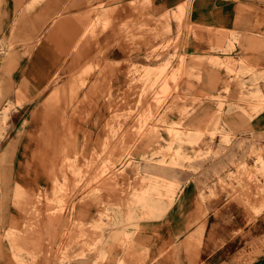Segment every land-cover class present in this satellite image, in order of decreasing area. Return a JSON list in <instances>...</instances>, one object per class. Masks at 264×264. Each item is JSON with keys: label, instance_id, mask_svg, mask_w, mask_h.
<instances>
[{"label": "crops", "instance_id": "1", "mask_svg": "<svg viewBox=\"0 0 264 264\" xmlns=\"http://www.w3.org/2000/svg\"><path fill=\"white\" fill-rule=\"evenodd\" d=\"M131 1L142 0H0V108L10 102L14 108L0 138V264H20L6 236L16 229L23 234L15 245L37 250L33 264H264V206L254 213L259 202L230 195L218 183L239 171L242 157L253 167V147L260 146L264 157V105L252 117L239 112L257 102L239 101L241 89L225 69L205 68L201 81L183 90L185 105L198 97L196 114L187 123L201 131L203 151H215L228 140L223 154L195 164H159L142 160L139 145L133 151L139 164H86L101 142L115 149L121 141L136 139L126 132L132 122L116 133L106 129L111 76L106 65L127 59L117 39L121 22L131 14L141 18L142 8L133 12ZM150 2L148 13L155 19L185 8L184 25L197 26V38L183 32L187 56L207 55V43L233 45L213 54L251 61L264 76V0ZM100 17L111 19L110 25L98 24ZM232 35L237 40L229 41ZM142 56V50L135 51L130 59L143 61ZM96 62L101 63L95 67ZM113 71V86L120 87L124 75ZM259 87L264 96V79ZM221 98L228 111L219 120L220 131L212 133L217 120L211 115ZM161 135L171 139L166 132ZM109 155L110 149L103 157ZM64 157L76 159L72 166L81 178L68 173L62 209L50 200L57 196V182L63 184ZM99 167L101 180L95 181ZM160 184L166 189L159 194ZM95 189L101 190L97 198ZM52 206L61 210L48 215ZM99 220L105 228L95 234L93 224ZM68 241L75 243L63 261ZM22 259L31 261L26 252Z\"/></svg>", "mask_w": 264, "mask_h": 264}, {"label": "rangeland", "instance_id": "2", "mask_svg": "<svg viewBox=\"0 0 264 264\" xmlns=\"http://www.w3.org/2000/svg\"><path fill=\"white\" fill-rule=\"evenodd\" d=\"M129 6L133 12L141 7V18L135 19L131 14L127 15L126 19L121 22L117 39L123 41L127 59L121 62H109L106 65V68L111 70L109 92L106 94L109 101L110 121L106 125V129L111 134L116 133L124 126V123L132 122V124L126 125V132L133 133L136 139L134 141H121L115 149L111 142H101L94 147L91 159L86 164L93 167L114 165L117 162L129 165L139 164V161L133 157V151L139 145H142L141 149H144L140 151L141 153L139 152L142 155V160L146 162L156 161L159 164H195L199 160L209 157V155L223 154L229 144L228 140L222 141L219 149L215 151L211 150L210 147L207 149L208 151H203L204 142L199 138L201 131L197 130V126L187 123L188 118L196 114V109L193 106L198 101V97L190 98L189 106L185 105L184 100L187 96H183V90L186 91L193 87V82L201 81V74L205 68H223L228 74H231L230 82L236 81L239 89H241L239 101L253 100L257 102L254 103L252 109L241 107L238 109L239 112L252 117V115L262 111L259 106L264 105V96L259 87L264 76L257 73V66L251 61L242 58L235 59L232 56L220 58L213 54L228 52L234 48L233 45L223 46L219 43H207V55L192 54L187 56L184 49L188 44L183 40V32H190L197 38V26L190 24L187 27L184 25V7H180L177 11L167 12L155 19L148 13L151 6L150 0L131 1ZM110 23L111 19L102 17L98 21L102 27H107ZM237 38L236 35H232L228 40L234 41ZM141 50L143 61L130 59L133 52ZM100 63L96 62L95 67L99 66ZM113 70L124 75L125 80L120 87L115 88L113 86L115 80ZM246 74L253 76L247 79L244 77ZM183 84L186 86L184 87ZM249 87H254L256 90L244 91ZM17 102L19 104L22 102L21 95H18ZM223 102L224 99L221 98V107ZM221 107L211 115L213 122L217 120L216 124L213 123L212 133L220 131L219 120L225 111H228ZM13 109L11 102L0 108V138L9 128V118ZM172 116L178 118L172 120ZM163 132L168 133L171 139L164 140L161 135ZM150 137L154 139L144 140ZM108 149H110V155L108 158H104L103 155L108 154ZM149 152L150 155H148ZM253 153L255 154L253 167L247 166L246 160L242 157L243 160L237 163L239 171L219 178L218 183L222 190L228 191L230 195L243 194V196L253 197L255 203L259 202L254 206V213H257L259 208L264 206V157L260 146L253 147ZM2 163L3 158L0 156V164ZM63 163L66 170L62 175L63 184L57 182V196L50 200L52 205H60V208L64 207L69 193L68 173L71 171L75 176H79V179L81 178V172L77 173L72 166L77 164L76 159L64 157ZM101 176L102 168L99 167L94 180L100 181ZM142 180L144 181L145 178ZM162 189H166L164 184H160L156 188L159 194ZM61 193L63 196L60 195ZM100 193V189H95L94 198H97ZM39 199L40 196L37 197V202ZM143 208L146 207L143 205ZM60 210L54 209L52 206L48 215H53ZM81 227L79 223V230ZM103 228H105V224L102 221L94 222L95 234H100ZM21 234H23V230L16 229L11 230L6 235L15 249L13 257L20 261V264H33L37 260V250L30 252L14 243ZM80 240L79 238V244L81 243ZM74 243L75 241L72 243L68 241L65 244V249L61 254L63 261L69 259L68 249ZM97 243H100V237H98ZM85 247L86 243H83V249ZM25 252L30 256L31 261L29 263L23 262L22 255Z\"/></svg>", "mask_w": 264, "mask_h": 264}]
</instances>
